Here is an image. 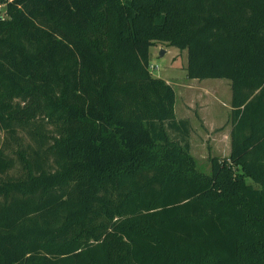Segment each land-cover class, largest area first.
I'll use <instances>...</instances> for the list:
<instances>
[{"label":"trees","instance_id":"16d2710c","mask_svg":"<svg viewBox=\"0 0 264 264\" xmlns=\"http://www.w3.org/2000/svg\"><path fill=\"white\" fill-rule=\"evenodd\" d=\"M0 7V264H264V0ZM157 44L230 82L210 175L148 70Z\"/></svg>","mask_w":264,"mask_h":264},{"label":"rangeland","instance_id":"374dc122","mask_svg":"<svg viewBox=\"0 0 264 264\" xmlns=\"http://www.w3.org/2000/svg\"><path fill=\"white\" fill-rule=\"evenodd\" d=\"M0 15H3V10H1ZM163 52V56H160V53ZM150 55V62L149 65L153 66L155 69L151 71V76L153 78L162 79L168 81L170 86L173 88L175 92V112L181 111L182 113V101L185 97L184 92L180 90L178 87L183 85V83H189L186 79V65H187V53L180 52L175 48L167 47L165 45L157 44L154 47L150 48L149 50ZM206 86L217 87V97L212 98L208 97L207 99L211 101L212 107L211 110L214 112V119L223 127L227 125V121L229 120L230 116V106L229 103L231 101V89H230V82L226 80H205L202 82ZM214 89V88H212ZM193 97V96H192ZM191 101L196 100L198 101L199 98L197 97H189ZM198 99V100H197ZM197 103V102H196ZM196 112L199 110L198 108L194 109ZM192 115V114H191ZM177 118V115H176ZM177 119H180L178 116ZM230 129V127L226 126V129ZM2 140V133H0V142ZM205 142H197L192 141V149L193 155L195 158V168L201 174L210 175V159H214L212 157H207V152H205V148L203 147ZM224 147V146H223ZM222 150H225L224 148ZM228 153H230V146L228 148ZM220 155L223 156L221 153V149H218L216 156ZM229 154L227 155L228 158ZM247 183L251 184L250 181Z\"/></svg>","mask_w":264,"mask_h":264},{"label":"crops","instance_id":"0c3cea01","mask_svg":"<svg viewBox=\"0 0 264 264\" xmlns=\"http://www.w3.org/2000/svg\"><path fill=\"white\" fill-rule=\"evenodd\" d=\"M187 79V78H186ZM188 80V79H187ZM165 81V80H164ZM189 83H183L180 87V90L184 92V99L182 101V113L181 111L175 112V117L177 115L180 116L178 121H187L190 124L191 132H190V155L192 158L194 157L193 149H192V141L197 142H205L203 146L205 148V152H207V157L217 158V159H224L227 158L228 148L230 146V133H231V124H230V116H231V107H230V116L229 120L226 122L227 127L230 129H226L214 119V112H212L211 107L212 103L207 98L212 97L216 98L217 92L215 91L217 87L210 88L205 84H202L203 81H195V80H188ZM168 85L169 82L165 81ZM199 98L198 101L193 100L191 101L189 97ZM197 102V103H196ZM230 106V103H229ZM198 108L199 110L196 112L194 109ZM192 114V115H191ZM224 146V147H223ZM225 150H222V149ZM218 149H221V153L223 156L217 155L216 153Z\"/></svg>","mask_w":264,"mask_h":264},{"label":"built area","instance_id":"2783aa9c","mask_svg":"<svg viewBox=\"0 0 264 264\" xmlns=\"http://www.w3.org/2000/svg\"><path fill=\"white\" fill-rule=\"evenodd\" d=\"M1 10H3V7H0V13H1ZM0 16L4 17V13H3V15H0ZM154 69L155 68L153 66L149 65V67H148L149 72L153 71Z\"/></svg>","mask_w":264,"mask_h":264},{"label":"water","instance_id":"95a60500","mask_svg":"<svg viewBox=\"0 0 264 264\" xmlns=\"http://www.w3.org/2000/svg\"><path fill=\"white\" fill-rule=\"evenodd\" d=\"M160 56H161V57L163 56V52L160 53Z\"/></svg>","mask_w":264,"mask_h":264}]
</instances>
